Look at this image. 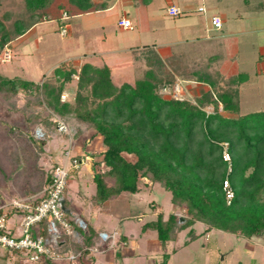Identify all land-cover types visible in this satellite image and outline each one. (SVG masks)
Here are the masks:
<instances>
[{"label": "rangeland", "instance_id": "374dc122", "mask_svg": "<svg viewBox=\"0 0 264 264\" xmlns=\"http://www.w3.org/2000/svg\"><path fill=\"white\" fill-rule=\"evenodd\" d=\"M172 1L181 14L167 15L169 0H108L107 8L88 13H80L69 0H53L45 12L35 15L27 10L23 0H0V18L8 28L13 29L18 19L28 25L23 35L13 36L0 51V73L58 85L60 80L54 75L55 68L64 63L66 68L79 69L89 62L108 65L116 83L134 82L145 76L148 67L144 57L152 51L167 65L180 60L205 74L207 84L210 79L214 80L218 91L238 89L239 115L264 110V0ZM122 6L134 10L130 12L131 28L119 26ZM137 7H142L139 16L135 12ZM214 15L222 19L221 28L213 25ZM67 17L66 31L62 33L60 24ZM241 75L244 79L233 84L231 80ZM176 78L181 86L179 98L194 99L208 87L204 83L185 81L181 76ZM76 80L74 76L67 84L68 97L72 98L76 91ZM161 92L167 97L176 96L175 89ZM26 101L23 91L15 96V104L0 99V205L14 199L41 197L54 166L66 162L63 152L70 142L73 154L75 141L83 143L82 137L74 135L73 127L68 126L69 133L58 132V120L62 118L45 104L35 106L33 113L48 118L52 124L31 122L32 113L24 109ZM94 132V129L84 131L89 139L83 144H89L96 155L91 154L87 159L83 153L85 159L79 169L68 163L70 176L64 192L68 208L75 192L78 207L83 208V200L88 202L90 207L85 220L95 227L99 238L100 230L115 233L107 240L102 238L103 241L93 243L98 248L94 264L160 263L166 244L159 242L154 230L142 233L141 224L155 220L159 210L167 217L174 208L171 193L155 184L136 194L126 193L122 199L107 202L100 208L101 204L91 194L92 174H85L87 162L93 156L97 160L101 158V138L94 137ZM125 156L135 159L130 154ZM155 203L161 209L153 205ZM70 208L67 218L75 223L76 213ZM179 214L183 213L179 211ZM194 228L199 234L205 225L197 222ZM120 234L128 236L133 254L117 255L118 248L124 249V244H116ZM188 238V229L177 234L172 247L179 249L171 254L169 264H264V236L246 238L214 228L184 246ZM84 248L76 250L84 251L78 264L83 257L85 260L93 258ZM6 251L9 254L2 255ZM16 255L0 246V264H41L30 261L24 252Z\"/></svg>", "mask_w": 264, "mask_h": 264}, {"label": "trees", "instance_id": "16d2710c", "mask_svg": "<svg viewBox=\"0 0 264 264\" xmlns=\"http://www.w3.org/2000/svg\"><path fill=\"white\" fill-rule=\"evenodd\" d=\"M23 1L35 15L45 12L53 0ZM69 2L79 12L105 9L109 3ZM68 18L62 20L61 28L67 26ZM27 29L28 25L20 19L10 29L0 18V51ZM144 59L148 70L134 82L116 83L108 65L89 62L79 69L66 68L64 63L55 68L58 85L0 73V99L15 104V96L23 91L27 98L24 109L32 113L31 122L52 124L48 118L33 113L35 106L45 104L75 129L76 138L85 130L94 129L93 136H99L103 146L101 158L90 160L97 203L114 200L123 193L136 194L155 184L169 191L174 208L167 217L159 210L155 220L142 224L143 230H155L163 244L174 241L185 229L189 238L184 245L214 228L246 238L264 236V110L239 115L238 89L218 91L214 80L207 84L205 74L180 60L167 65L152 51ZM74 76L76 91L72 98L62 100L61 95ZM177 76L208 87L194 99L165 96L161 90L174 89ZM244 77L231 81L237 84ZM210 106L212 110H207ZM125 154L135 159H128ZM46 182H52V172ZM225 182L233 193L230 199ZM64 205L68 208L66 199ZM153 205L160 208L158 203ZM84 222V227L72 224L84 237L82 246L90 247L98 232ZM197 222L205 225L199 234L194 228ZM43 233L48 234L45 228ZM170 256L165 252L157 264H167Z\"/></svg>", "mask_w": 264, "mask_h": 264}, {"label": "built area", "instance_id": "2783aa9c", "mask_svg": "<svg viewBox=\"0 0 264 264\" xmlns=\"http://www.w3.org/2000/svg\"><path fill=\"white\" fill-rule=\"evenodd\" d=\"M168 12L172 16L182 13L176 6H170ZM119 25L123 28H131L130 19L123 17L119 20ZM212 23L216 28L222 27V19L219 16H213ZM66 26L62 27V33L66 31ZM180 82L176 83L175 94L180 92ZM68 98L65 91L61 95L62 100ZM58 131L60 133H69V129L64 120H58ZM66 162L54 166L52 170V182L45 188L44 194L39 198L14 199L6 205H0V246L12 253L24 252L32 262H38L45 259H51L58 263H74L83 256L84 251L61 252L60 241L63 235L74 236L76 231L72 222L67 218L66 212L62 210L59 200L64 197L70 176V167L77 168L80 161L72 153L71 147L64 150ZM225 158L228 155L225 154ZM68 163L71 166H68ZM227 198L233 195L228 183ZM12 216L17 217L15 227L11 224ZM45 224L43 226L42 224ZM75 223L85 226L82 218H76ZM47 231L44 235L43 230ZM101 238L106 240L107 233L102 232ZM83 250L96 252L97 246L85 247Z\"/></svg>", "mask_w": 264, "mask_h": 264}, {"label": "crops", "instance_id": "0c3cea01", "mask_svg": "<svg viewBox=\"0 0 264 264\" xmlns=\"http://www.w3.org/2000/svg\"><path fill=\"white\" fill-rule=\"evenodd\" d=\"M94 1V0H93ZM146 1V0H145ZM95 3H100V2H96V1H94ZM147 2H150V0H148ZM133 5H134V7H136V4H134V2H133ZM170 6H176L177 8H179L178 7V5L175 3V2H173L172 0H169V4L167 5V15H170L169 14V12H168V8L170 7ZM125 8H127V7H125ZM123 6H122V11H123V13L121 14V17H120V19L121 18H123V17H126V18H128V19H131L130 18V12H134V10L133 11H129V10H127V9H125ZM139 8H142V7H139ZM139 8L137 7V10H135V12H136V14L139 16ZM180 9V8H179ZM89 12H92V11H89ZM80 13H88V12H80ZM170 16H172V15H170ZM214 16H218V15H214ZM119 19V20H120ZM118 20V21H119ZM120 26V25H119ZM127 29V28H126ZM80 137H82L83 138V140H82V142L84 143L86 140H88L89 138H87L88 136H85L84 135V132H83V134H81L80 135ZM75 141V140H74ZM74 141H73V143H74ZM71 143V142H70ZM75 148H74V154L75 155H77V159L80 161V164H79V166L77 167V169H79L80 167H81V165H82V163H83V161H84V159L85 158H89V156H92V155H94V153H92V150H91V146L89 145V144H80L79 142L77 143L76 141H75ZM102 144V143H101ZM70 145V144H69ZM101 147V146H100ZM101 149H103V146H102V148ZM83 153L86 155V157L83 159ZM92 154V155H91ZM95 158V156H93L92 157V159H94ZM87 166H86V172H85V174H87V173H90V174H92L93 175V168H92V163H91V161H88L87 162V164H86ZM92 175H91V180H90V187H92L93 188V192L91 193L92 194V197H94L95 196V192H96V186H95V192H94V182H93V180H92ZM126 193H123L122 195H120L118 198H116V199H114V200H117V199H122L123 197H124V195H125ZM78 195L76 194V192L75 193H73L72 194V197L70 198V201H69V210H70V212H71V208L70 207H72L73 209H74V211H75V213H76V215L74 216L75 218H84L83 220L84 221H86V222H88L87 220H85L86 219V217L88 216V212H89V204H88V202L87 203H85V201L83 200V196H84V194L81 196V198H82V200H83V202H84V206H83V208H80V207H78V197H77ZM64 199H66V197H64ZM110 201H113V200H110ZM110 201H106V202H104V203H101V206H100V208L103 206V204H105V203H107V202H110ZM133 203H134V200H133ZM85 205L88 207H85ZM87 208V209H86ZM85 213V214H84ZM73 217V216H72ZM138 220H139V218H138ZM11 222L13 223V224H11V226L13 225L14 227H15V222H17V217L16 216H12V218H11ZM144 223V222H143ZM142 223V224H143ZM89 224V223H88ZM142 224H141V229H142ZM91 227L94 229V231H96L95 230V227L94 226H92L91 225ZM75 228V227H74ZM151 230V229H150ZM75 231H76V233H75V235L74 236H71V235H65V239L63 238L62 239V241H60V247H59V249H60V251L61 252H65V253H67V252H76V250H78L79 248H81V246H82V243H83V236H82V234L80 233V232H78V229L77 228H75ZM101 232H105V233H107V239H109V237H111L112 235H114L115 233H110L109 231H107V230H100ZM146 230H143L142 229V233L143 232H145ZM155 231V230H154ZM112 234V235H111ZM101 237V236H100ZM158 237V236H157ZM106 239V240H107ZM114 240H116L115 238H114ZM118 240L119 241H117V243L116 244H119V242L123 245L124 244V249H121L120 250V248H118V251H117V255L118 256H122V255H124V253H125V255H131V254H133V252H134V250L133 249H131L130 248V240H129V238H128V236L127 235H125V234H120V236L118 237ZM101 241H103L102 240V238H99V235L98 236H96V237H94V242L95 243H97V242H101ZM159 242L160 243H162L160 240H159ZM172 243H173V241L172 242H170L169 244H167L166 245V247L167 248H165L164 247V245H163V251H165V252H167V253H171V254H173V253H175V252H173V249L174 248H178L179 249V247H172L173 245H172ZM163 244V243H162ZM92 246H95V245H92ZM184 246H186V245H184ZM91 247V246H90ZM136 247L138 248L139 247V244H137L136 245ZM3 249V248H2ZM177 249V250H178ZM6 249H4V251H5ZM122 250H123V253H122ZM78 252V251H77ZM89 252V251H88ZM87 252V253H88ZM164 252V253H165ZM177 252V251H176ZM96 253H97V251L96 252H90L89 254L90 255H93L92 257V259L91 260H85L84 259V257H83V261H81L79 264H94L95 263V261H96ZM7 254H9V252H4V254H2V255H7ZM13 254V256H15L16 255V253H12ZM17 256V255H16ZM94 256H95V258H94ZM18 257V256H17ZM171 257V256H170ZM78 262H79V259H78V261L76 260V262H74V263H66V264H78ZM40 263L41 264H47L46 263V261H40ZM167 264H169V261H168V263Z\"/></svg>", "mask_w": 264, "mask_h": 264}, {"label": "water", "instance_id": "95a60500", "mask_svg": "<svg viewBox=\"0 0 264 264\" xmlns=\"http://www.w3.org/2000/svg\"><path fill=\"white\" fill-rule=\"evenodd\" d=\"M59 203L62 210H64L66 213H69V209L64 205V197L60 198Z\"/></svg>", "mask_w": 264, "mask_h": 264}]
</instances>
